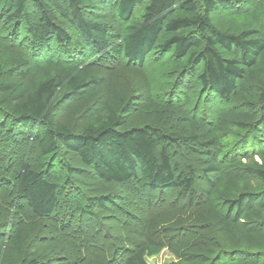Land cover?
<instances>
[{"label": "trees", "instance_id": "1", "mask_svg": "<svg viewBox=\"0 0 264 264\" xmlns=\"http://www.w3.org/2000/svg\"><path fill=\"white\" fill-rule=\"evenodd\" d=\"M96 1L114 7L116 17L123 24L119 41L110 39V28L106 23L86 15L87 0H0L2 26L9 28L14 44L29 54L25 57L5 51L0 60V128L9 135L34 141L51 173L56 172L51 167L52 162L61 148H65L74 152L105 185H123L132 191L134 184L151 190L178 188L185 202H197L196 169L192 165H188L186 171L179 168L175 161L176 145L183 142L188 154L206 159L202 171L205 180L211 184L208 175L222 172L218 158L223 147L219 135L224 127L222 124L208 127L193 118L182 104L149 99L143 106L146 114L154 115L160 122L166 116H173L175 125L168 128L152 124L126 127L134 101L123 96L116 98L113 104L103 105L80 130H75L55 119L54 106L101 78L93 73L90 62L80 63V57L84 56L79 55L83 45H88L102 58L122 57L136 65L144 62L154 46L162 52L171 50L175 57L183 59V69L199 65L196 77L204 89L213 91L219 98L229 99L235 92L241 94L245 79L263 65L264 24L236 26L211 18L213 11L231 8L234 0ZM31 67L35 81L27 85L24 80ZM244 104L247 109L255 106L252 101ZM260 105H264V92L260 96ZM229 116L238 123L249 119L245 110ZM258 157L259 161L250 156L248 162L242 164L241 171L247 177L222 174V178L204 192L205 208L196 214L192 212L188 219L195 221L201 217L207 225L224 226L234 235L239 233L242 238L247 237L249 231L244 230L242 216L255 213L264 221L263 149ZM63 164L73 169L65 161ZM13 172L10 191L12 189L15 198L26 203L34 217L49 219L60 199L74 205V217L69 224H62V231H67L64 248L78 254L76 260L69 253L72 264L87 262L96 246L103 251L107 264L114 263L117 252L110 250L107 243L97 245L98 233L68 229L76 217L80 225L83 215H93L96 207L105 208L113 203L112 193L81 195L66 176L60 174L56 180L48 179L26 161L17 162ZM232 180L235 185L230 182ZM214 195L220 200L213 199ZM157 217H141L143 229L137 231L140 239L124 237L127 245L121 247L123 251L116 264H147L146 258L164 245ZM201 235L205 237L203 233ZM26 238L22 226L6 235L8 246L0 245V264H47L40 256L41 246L27 253ZM178 238L176 241L183 243L181 248L187 250L191 246L189 238ZM210 239L217 252L214 250L216 255L213 257V251L209 253L208 249L205 259L214 264L211 258L225 254L228 244H222L223 241L215 237ZM246 245L251 248L250 244ZM100 259L98 262L101 263H97L105 264ZM95 263L89 261L87 264Z\"/></svg>", "mask_w": 264, "mask_h": 264}, {"label": "rangeland", "instance_id": "2", "mask_svg": "<svg viewBox=\"0 0 264 264\" xmlns=\"http://www.w3.org/2000/svg\"><path fill=\"white\" fill-rule=\"evenodd\" d=\"M87 2L84 7L86 15L106 23L110 28V39L119 41L123 24L116 17L114 7L102 5L96 0ZM211 18L236 26L257 22L264 24V0H234L231 8L215 10L211 13ZM3 22L0 21V26L4 24ZM3 26L0 36V60L5 51L12 55L29 56L24 48H18L14 44L9 28ZM82 54L84 56L80 57V63L90 62L93 73L101 78L80 93L56 103L53 114L57 121L80 130L87 119L103 105L113 104L117 99L128 96L133 99L134 108L127 116L126 127L152 124L168 128L175 125L173 116H166L160 122L154 115L146 114L143 106L149 99L159 103H179L187 108L193 118L206 126L213 127L218 123L224 126L219 133L223 145L218 156L222 172L208 175L212 183L222 178V174H231L236 178L247 177L241 171L242 164L248 162L250 156L260 160L258 153L264 150V105H260V96L264 92V61L260 70H256L252 76L245 79L241 94L235 92L229 99H222L213 91L201 86L196 77L199 65L183 69V59L175 57L171 50L162 52L154 46L141 65L129 63L122 57L102 58L93 53L88 45H83V52L79 55ZM30 69L29 76L24 80L27 85L35 81L33 68ZM248 101H252L255 106L247 109L244 103ZM242 110L249 116L243 123H238L229 116L230 113ZM197 133L203 135L201 131ZM176 148L175 161L178 162L179 168L186 171L187 166L192 165L196 169L194 185L199 192L197 202H185L186 199L178 188L151 190L146 187L139 188L134 184L132 191L123 185H105L78 160L74 152L65 148H61L57 159L52 162L51 167L55 168L56 172L51 173L47 170L48 165L42 161L34 141L9 135L6 130L0 128V245L4 243L8 246L6 235L22 226L27 237V253H32L41 246L40 256L44 257L47 264H72L70 254L74 255V259H78L75 250L64 248L67 231H62V224L67 225L74 217L76 212L74 205L60 199L58 208L49 219H38L34 217L26 203L15 198L12 189L10 191L15 164L26 161L42 171L48 179L56 180L60 174L66 176L81 195L90 196L108 191L112 193L113 203L106 205L105 208L96 207L93 215H83L80 225L76 217L72 222L73 226L68 229L98 233L96 244L107 243L110 250L115 249L117 252L113 264L118 263L123 251L121 247L127 245L124 243V237L133 236L132 239H140L137 231L143 229L141 217L153 215L158 216L157 225L161 228L165 242L157 253L146 258L147 264H210V261L205 259L208 257V249L209 253L213 251V257L217 252L211 237L221 239L222 244H228L224 252L228 255L218 254L215 258L212 257L214 264H264V221L257 214L242 216L244 230L249 231L245 238L239 233L234 235L224 226L207 225V222L201 221V217L195 221L188 219L192 212L195 211L196 214L205 208L203 203L205 193L210 190L212 183L209 184L205 180L202 171L205 158L188 154L183 142L176 145ZM63 161L73 169L67 168ZM230 182L235 185L233 180ZM213 199L219 201L220 197L214 195ZM202 233L205 237L201 235ZM177 236L189 238V244L191 246L193 244V248L191 246L187 250L181 248L183 243L176 241ZM246 243L251 245V250ZM91 253L92 257L89 256L90 259L88 258L87 262L82 261L81 264H87L89 261L101 263L98 262L101 257L103 259L100 261L107 264L103 251L97 246L93 247Z\"/></svg>", "mask_w": 264, "mask_h": 264}]
</instances>
